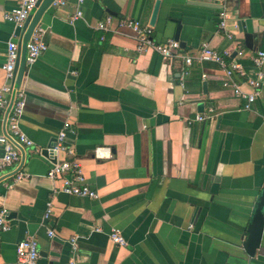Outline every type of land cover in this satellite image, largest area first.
Segmentation results:
<instances>
[{
    "label": "crops",
    "instance_id": "obj_1",
    "mask_svg": "<svg viewBox=\"0 0 264 264\" xmlns=\"http://www.w3.org/2000/svg\"><path fill=\"white\" fill-rule=\"evenodd\" d=\"M19 3L0 0V88L7 43L22 36L3 15ZM78 9L81 17L70 21ZM106 18L108 29H98ZM125 19L150 26L158 43L174 40L177 30L191 64L138 50ZM36 27L47 49L18 87L25 102L19 126L39 152L13 140L18 160L0 170L9 225L0 232V264L16 263L15 246L26 236L37 241L36 264H264V227L253 257L241 247L264 189V87L244 109L223 87L218 65L198 59L206 44L250 72L264 52V0H65ZM197 114L210 117L187 122ZM65 123L71 153L51 157ZM0 133L7 134L2 122ZM97 147L109 156L96 158ZM72 157L97 199L61 193L59 181L47 178L52 162ZM17 173L26 177L15 180ZM111 229L125 246L110 241Z\"/></svg>",
    "mask_w": 264,
    "mask_h": 264
},
{
    "label": "built area",
    "instance_id": "obj_2",
    "mask_svg": "<svg viewBox=\"0 0 264 264\" xmlns=\"http://www.w3.org/2000/svg\"><path fill=\"white\" fill-rule=\"evenodd\" d=\"M38 0H20L19 5L4 13L3 20L9 22L22 30L24 23L29 15L36 8ZM65 0H54L52 4L62 5ZM79 4L83 0H78ZM81 17V11L78 9L75 14L70 18V21H74ZM218 27L224 29L226 26V20L228 18L224 10H221L217 14ZM110 18H106L104 21L99 22L97 28L100 30H107ZM122 26L130 28L134 33L137 41L138 50L145 48L152 49L163 60H172L175 58H182L186 65L191 64V57L181 52L179 43L175 40H166L162 43L154 41L151 36L152 28L150 26H142L139 22L125 19L121 21ZM42 29L35 27L26 43V65H30L35 62L37 57L47 49V45L42 40ZM228 38H231V33H226ZM237 56L242 54L241 50L237 51ZM227 53H217L214 50L207 47L206 44L202 45L199 51L198 59L201 61H212L220 68L224 80L223 87H229L232 89L235 97L243 100L244 109H249L251 104L255 101L259 95L260 90L264 87V52L258 51L252 59V70L247 72L243 66L233 58L227 60ZM5 62L2 65V69L5 74L6 83L0 88V122L3 123L6 133H0V170L8 167L13 162L18 160L19 151L18 146H24L28 149L38 153L39 150L35 149L32 141H30L19 126L20 118L24 109V93L14 84V68L18 60V41H9L6 46L4 54ZM241 85H245L248 90L244 91ZM212 109L208 110L211 113ZM209 115L197 114L193 119L188 120L190 123L194 121H203ZM73 133V130L69 128L68 124H64L62 130L56 136L55 142L51 148L48 149L51 157H56L60 153L69 154L71 150L65 143L66 135ZM93 154L96 158H105L109 156V150L102 147L94 149ZM46 176L53 181H59V191L66 195H74L89 199H97L98 195L95 190L91 189L86 183L84 175L81 170L80 162L77 158H63L57 159L51 163L47 170ZM26 177L23 173H17L15 180H19ZM51 213L50 204H47L44 218H48ZM6 211L0 210V232L7 231L9 225L6 222ZM48 237H53L52 230L47 231ZM109 239L112 243L118 246H125L126 241L118 229H111L109 233ZM71 248L74 251L76 249L75 238L70 240ZM16 263L15 264H36L39 250L37 241L33 236H26L19 241L15 246ZM68 264H75L73 258L70 259Z\"/></svg>",
    "mask_w": 264,
    "mask_h": 264
},
{
    "label": "water",
    "instance_id": "obj_3",
    "mask_svg": "<svg viewBox=\"0 0 264 264\" xmlns=\"http://www.w3.org/2000/svg\"><path fill=\"white\" fill-rule=\"evenodd\" d=\"M54 0H38L35 11L29 15L22 28V36L18 41V60L14 68V84L16 87L20 85L21 79L27 68L26 57V43L29 37L39 22L42 13L48 9ZM159 2L154 5L149 24L153 25L156 19ZM178 29V27H177ZM174 40H177V30L175 32ZM205 84L203 83V87ZM205 89V88H204ZM264 227V189L258 195L253 204L249 223L247 225V236L242 242L241 247L249 257H253L255 251L259 247L261 235Z\"/></svg>",
    "mask_w": 264,
    "mask_h": 264
}]
</instances>
